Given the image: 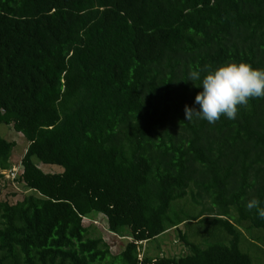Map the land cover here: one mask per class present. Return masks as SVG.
Wrapping results in <instances>:
<instances>
[{"label":"trees","instance_id":"obj_1","mask_svg":"<svg viewBox=\"0 0 264 264\" xmlns=\"http://www.w3.org/2000/svg\"><path fill=\"white\" fill-rule=\"evenodd\" d=\"M227 62L264 69V0H0V124L27 141L11 165L0 137V180L23 194L0 200V264H255L253 230L264 256L245 208L264 201V98L212 124L183 112L188 72ZM97 215L127 236L118 254L83 225ZM176 229L179 254L144 253Z\"/></svg>","mask_w":264,"mask_h":264},{"label":"clouds","instance_id":"obj_2","mask_svg":"<svg viewBox=\"0 0 264 264\" xmlns=\"http://www.w3.org/2000/svg\"><path fill=\"white\" fill-rule=\"evenodd\" d=\"M185 81L200 89L193 98V107L183 108L187 121L196 117L212 124L221 116L233 120L238 107L247 105L252 98H264V69L246 62L223 63L203 70V75L201 70H191ZM245 208L255 210L264 220V201L251 198Z\"/></svg>","mask_w":264,"mask_h":264},{"label":"rangeland","instance_id":"obj_3","mask_svg":"<svg viewBox=\"0 0 264 264\" xmlns=\"http://www.w3.org/2000/svg\"><path fill=\"white\" fill-rule=\"evenodd\" d=\"M0 137L4 138L7 141L13 142L14 146L11 149L10 163L18 164L25 152L27 141L19 132L14 131L11 126H7L4 124H0ZM19 165V164H18ZM37 166L44 173H55L62 171V167L53 164H43L41 162L37 163ZM8 176H3L0 180V200L6 199L10 203H14L16 200L22 197V193L17 189L13 188L15 185L12 183ZM5 182L8 183L9 186H4ZM14 189V190H13ZM15 191V192H13ZM14 193L15 195H11ZM199 202L198 205L195 202ZM197 201H193L191 195L185 197L182 201L178 202V206L185 213H189L191 215L198 214L199 211H204L205 215L211 217L212 215L207 210L210 208L208 201L205 199H197ZM95 216V215H92ZM83 225L89 229V235L93 237H100L107 244L109 248V252L112 255H116L121 251V248L125 244L127 240V236H118L111 234L107 231V223L105 222V218L102 215H97L92 219H83ZM191 225H197L196 220ZM179 230H170L167 235L161 238L150 240L149 242H143V250L144 253L152 256L158 255H174L179 254L182 248L181 240L177 236V230L182 232H187L190 239H194L199 242L201 240L200 236L191 237L192 230L189 229V225H179ZM192 228V227H191ZM189 229V230H188ZM194 231V230H193ZM244 240L242 242V248L244 251H247L248 254L253 258L255 264H264V256L261 254L256 244H253V241H250L251 236H261V232L253 230L250 233L244 231ZM126 238V240H125ZM129 240V239H128ZM174 241H177L175 243ZM241 245V244H240ZM241 247V246H240Z\"/></svg>","mask_w":264,"mask_h":264},{"label":"built area","instance_id":"obj_4","mask_svg":"<svg viewBox=\"0 0 264 264\" xmlns=\"http://www.w3.org/2000/svg\"><path fill=\"white\" fill-rule=\"evenodd\" d=\"M15 172H16V170H15V169H13V170L11 171V173H12V175H13V176H14ZM6 174H7L6 176H8V177H9V174H8V173H6Z\"/></svg>","mask_w":264,"mask_h":264}]
</instances>
